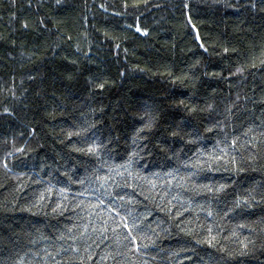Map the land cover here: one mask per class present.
Listing matches in <instances>:
<instances>
[{
    "label": "trees",
    "instance_id": "obj_1",
    "mask_svg": "<svg viewBox=\"0 0 264 264\" xmlns=\"http://www.w3.org/2000/svg\"><path fill=\"white\" fill-rule=\"evenodd\" d=\"M0 264H264V0H0Z\"/></svg>",
    "mask_w": 264,
    "mask_h": 264
},
{
    "label": "snow or ice",
    "instance_id": "obj_2",
    "mask_svg": "<svg viewBox=\"0 0 264 264\" xmlns=\"http://www.w3.org/2000/svg\"><path fill=\"white\" fill-rule=\"evenodd\" d=\"M57 2H59V0H57ZM186 7H187V5H185ZM137 31L139 32V31H141V29L139 28V27H137ZM146 34V33H145ZM226 51H227V49H226ZM237 71H241L240 69H237ZM101 87H103V85H101ZM7 111V110H6ZM247 132H244L243 133V135H245V136H247ZM174 135H175V133H174ZM239 137H237V139H238ZM236 143V140H233V144H235ZM89 151H92V148L91 147H89ZM7 165H5V167H6ZM123 227L124 228H128L129 227V225L127 224V223H124V225H123ZM133 227H135V225H133ZM126 239H127V237H125ZM133 240L135 239V237H133L132 238ZM73 251H75V249H73Z\"/></svg>",
    "mask_w": 264,
    "mask_h": 264
}]
</instances>
